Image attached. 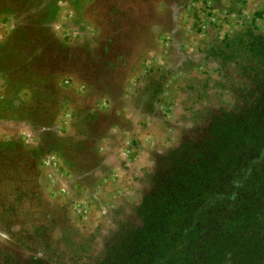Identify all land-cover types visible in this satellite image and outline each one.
I'll return each mask as SVG.
<instances>
[{
    "label": "rangeland",
    "instance_id": "1",
    "mask_svg": "<svg viewBox=\"0 0 264 264\" xmlns=\"http://www.w3.org/2000/svg\"><path fill=\"white\" fill-rule=\"evenodd\" d=\"M245 25L264 0H0V252L95 264L141 226L160 159L232 108L209 46Z\"/></svg>",
    "mask_w": 264,
    "mask_h": 264
},
{
    "label": "trees",
    "instance_id": "2",
    "mask_svg": "<svg viewBox=\"0 0 264 264\" xmlns=\"http://www.w3.org/2000/svg\"><path fill=\"white\" fill-rule=\"evenodd\" d=\"M209 47L238 66L232 108L209 110L199 136L160 159L142 225L95 264H264V31L245 25ZM24 193L27 224L43 203ZM8 263L23 264L0 252Z\"/></svg>",
    "mask_w": 264,
    "mask_h": 264
}]
</instances>
